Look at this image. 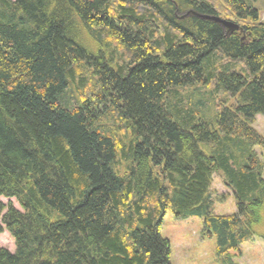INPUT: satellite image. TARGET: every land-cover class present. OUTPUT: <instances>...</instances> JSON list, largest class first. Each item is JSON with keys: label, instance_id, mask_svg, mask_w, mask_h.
Returning <instances> with one entry per match:
<instances>
[{"label": "trees", "instance_id": "16d2710c", "mask_svg": "<svg viewBox=\"0 0 264 264\" xmlns=\"http://www.w3.org/2000/svg\"><path fill=\"white\" fill-rule=\"evenodd\" d=\"M260 3L0 0V197L20 207L0 264H170L169 211L221 264L264 241ZM215 174L236 213L214 212Z\"/></svg>", "mask_w": 264, "mask_h": 264}, {"label": "rangeland", "instance_id": "374dc122", "mask_svg": "<svg viewBox=\"0 0 264 264\" xmlns=\"http://www.w3.org/2000/svg\"><path fill=\"white\" fill-rule=\"evenodd\" d=\"M261 21L264 22V5L259 4ZM233 21V20H230ZM235 22V21H234ZM224 106H231L235 98L228 95L221 100ZM253 127L264 135V116L258 115ZM256 151L264 163V153L260 147ZM211 199L213 210L218 215H230L237 211L236 200L233 191L223 181L221 174L214 175L211 186ZM12 203L20 210L15 199L0 197V207ZM5 211L2 212L4 215ZM1 224V219H0ZM162 237L171 243L170 264H221L216 256V243L214 238H208L204 234L202 218L190 217L178 219L169 211L162 223ZM5 248L12 253L16 250L15 241L8 231L0 234V249ZM234 261L238 264H264V241L255 237L241 246V253Z\"/></svg>", "mask_w": 264, "mask_h": 264}, {"label": "water", "instance_id": "95a60500", "mask_svg": "<svg viewBox=\"0 0 264 264\" xmlns=\"http://www.w3.org/2000/svg\"><path fill=\"white\" fill-rule=\"evenodd\" d=\"M199 17L212 20V21L222 25L229 32H236V31H239L240 28H241V26L238 23H236L234 21L227 20V19H223L221 17H217V16H202V15H199Z\"/></svg>", "mask_w": 264, "mask_h": 264}, {"label": "flooded vegetation", "instance_id": "af4514ba", "mask_svg": "<svg viewBox=\"0 0 264 264\" xmlns=\"http://www.w3.org/2000/svg\"><path fill=\"white\" fill-rule=\"evenodd\" d=\"M241 30H239L238 32H240ZM227 32V31H226Z\"/></svg>", "mask_w": 264, "mask_h": 264}]
</instances>
